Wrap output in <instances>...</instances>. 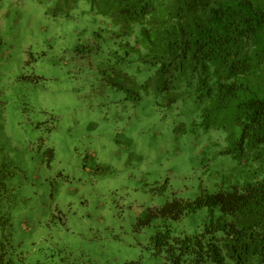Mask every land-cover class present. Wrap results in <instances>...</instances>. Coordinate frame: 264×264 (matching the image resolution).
<instances>
[{"label":"rangeland","instance_id":"obj_1","mask_svg":"<svg viewBox=\"0 0 264 264\" xmlns=\"http://www.w3.org/2000/svg\"><path fill=\"white\" fill-rule=\"evenodd\" d=\"M114 31L86 0H0V264H165L154 235L207 209L150 212L240 175L207 100L171 103Z\"/></svg>","mask_w":264,"mask_h":264},{"label":"trees","instance_id":"obj_2","mask_svg":"<svg viewBox=\"0 0 264 264\" xmlns=\"http://www.w3.org/2000/svg\"><path fill=\"white\" fill-rule=\"evenodd\" d=\"M86 1L155 68L171 103L207 100L203 124L223 129L222 153L241 165L228 188L150 212L180 220L207 209L194 233L159 230L154 253L165 264H264V0Z\"/></svg>","mask_w":264,"mask_h":264}]
</instances>
